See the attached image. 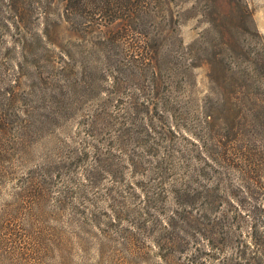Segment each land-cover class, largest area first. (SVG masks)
I'll return each instance as SVG.
<instances>
[{
	"label": "rangeland",
	"instance_id": "374dc122",
	"mask_svg": "<svg viewBox=\"0 0 264 264\" xmlns=\"http://www.w3.org/2000/svg\"><path fill=\"white\" fill-rule=\"evenodd\" d=\"M14 1L0 0V264H242V186L264 192L244 14L264 38V0H153L172 32L152 62L119 20L76 35L62 0ZM186 187L203 198L180 204Z\"/></svg>",
	"mask_w": 264,
	"mask_h": 264
},
{
	"label": "trees",
	"instance_id": "16d2710c",
	"mask_svg": "<svg viewBox=\"0 0 264 264\" xmlns=\"http://www.w3.org/2000/svg\"><path fill=\"white\" fill-rule=\"evenodd\" d=\"M28 1L15 0L14 8L17 9L16 5H25ZM7 2L12 3L11 0H7ZM41 2L42 0L34 1L38 5ZM61 3L58 17L72 29L74 34L78 35L84 25L103 28L119 20L128 27L129 35L142 42L141 50L149 55L151 62L154 59L153 54L157 50L154 45L160 41L159 38L162 35L169 36V33L172 32L170 27L172 15L168 10L155 5L153 0H62ZM244 17L249 19V26L243 27L248 45H251L253 38L256 39V42L253 44V52L250 48H246L247 45L243 47L246 68L242 71V78L245 82V85H242V90L244 87L250 89L254 85L264 82V38L258 36L257 31L253 29L251 16L247 9ZM162 25L166 29L162 28ZM188 50L191 51L189 47L182 49V55ZM191 68V65L183 66V71L188 72V69ZM258 103L257 107L261 108L259 115L261 133L259 136L264 139V122L261 121L264 119V104L261 101ZM258 164L260 168L264 167V152L261 153ZM254 188L255 186L249 184L242 186V190L247 195L242 201V264H264V192H256L260 188ZM198 198H203L201 193H197L191 187H186V190L178 195L177 200L182 205L189 203L192 205L198 203ZM201 209L205 211L206 205L201 203Z\"/></svg>",
	"mask_w": 264,
	"mask_h": 264
}]
</instances>
